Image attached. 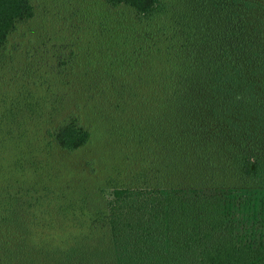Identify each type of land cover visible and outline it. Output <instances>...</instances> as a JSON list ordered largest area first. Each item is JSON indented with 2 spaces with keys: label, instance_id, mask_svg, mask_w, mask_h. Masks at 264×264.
I'll list each match as a JSON object with an SVG mask.
<instances>
[{
  "label": "trees",
  "instance_id": "trees-1",
  "mask_svg": "<svg viewBox=\"0 0 264 264\" xmlns=\"http://www.w3.org/2000/svg\"><path fill=\"white\" fill-rule=\"evenodd\" d=\"M102 2L89 25L105 62L80 71L94 85L104 74L116 109L146 107L125 114V134L147 164L57 240L31 226L50 192L0 184V264H264V0ZM35 14L33 0H0V71ZM10 125L1 114L0 156L23 141ZM46 133L66 151L91 137L75 112Z\"/></svg>",
  "mask_w": 264,
  "mask_h": 264
},
{
  "label": "rangeland",
  "instance_id": "rangeland-1",
  "mask_svg": "<svg viewBox=\"0 0 264 264\" xmlns=\"http://www.w3.org/2000/svg\"><path fill=\"white\" fill-rule=\"evenodd\" d=\"M33 2L36 14L23 27L25 34L12 38L22 43L17 59L0 71V115L11 119L10 127L23 140H12L3 149L0 184L50 192L40 204L41 219L31 226L35 241L50 235L57 240L86 229L89 216L107 205L112 186L126 183L147 164L142 150L125 134L129 117L136 115L132 113H144L146 107L116 109L107 99L106 80L100 79L104 74H98L94 85L80 71L95 70L97 61H104L92 46L96 39L89 25V20L107 13L102 0ZM76 9L81 10L78 20L71 15ZM69 49L74 52L73 68L60 72L59 57H67ZM68 112L79 114L91 131L90 140L72 151L50 143L46 133ZM62 203L70 207L65 217Z\"/></svg>",
  "mask_w": 264,
  "mask_h": 264
}]
</instances>
